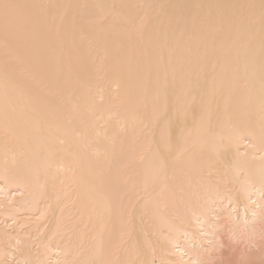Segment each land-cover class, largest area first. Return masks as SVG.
Wrapping results in <instances>:
<instances>
[{
    "label": "bare ground",
    "instance_id": "bare-ground-1",
    "mask_svg": "<svg viewBox=\"0 0 264 264\" xmlns=\"http://www.w3.org/2000/svg\"><path fill=\"white\" fill-rule=\"evenodd\" d=\"M0 264H264V0H0Z\"/></svg>",
    "mask_w": 264,
    "mask_h": 264
},
{
    "label": "snow or ice",
    "instance_id": "snow-or-ice-1",
    "mask_svg": "<svg viewBox=\"0 0 264 264\" xmlns=\"http://www.w3.org/2000/svg\"><path fill=\"white\" fill-rule=\"evenodd\" d=\"M5 7H8L7 5Z\"/></svg>",
    "mask_w": 264,
    "mask_h": 264
}]
</instances>
